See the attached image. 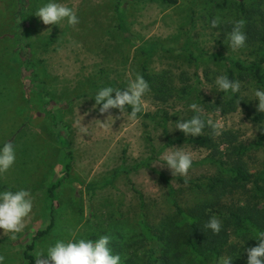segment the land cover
Returning <instances> with one entry per match:
<instances>
[{
  "label": "rangeland",
  "instance_id": "rangeland-1",
  "mask_svg": "<svg viewBox=\"0 0 264 264\" xmlns=\"http://www.w3.org/2000/svg\"><path fill=\"white\" fill-rule=\"evenodd\" d=\"M47 2L0 0V146L11 142L16 150L14 165L0 174V191L25 189L32 199L15 239L0 229V256L3 264H26L30 243L36 262L57 240L108 235L121 263L133 257L144 264L150 244L140 230L139 194L146 222L160 223L172 212L160 175L190 203V191L177 179L212 176L218 159L242 157L253 174L264 168V119L253 118L264 114L254 96L261 88L250 74L235 71L241 87L230 106V94L215 85L216 77L227 75L219 58L247 64L262 56L264 0H244L247 14L239 0H59L77 11L74 27L43 24L35 11ZM217 17L222 23L213 28ZM236 20L244 21L247 39L233 51L226 35ZM136 74L149 84L138 118L130 120L127 108L100 114L96 91L123 89ZM192 103L203 119L221 126L219 135L210 127L195 137L175 129L178 119L196 114ZM167 137L174 142L167 144ZM169 147L192 154L186 176L156 164ZM240 147L248 151L239 154ZM51 185L56 188L49 194ZM239 191L236 199L223 200L226 207L254 200L251 183ZM49 224V232L34 239ZM244 235L231 232L222 250L232 264H246V249L258 244L251 232ZM184 262L200 264L192 257Z\"/></svg>",
  "mask_w": 264,
  "mask_h": 264
},
{
  "label": "trees",
  "instance_id": "trees-1",
  "mask_svg": "<svg viewBox=\"0 0 264 264\" xmlns=\"http://www.w3.org/2000/svg\"><path fill=\"white\" fill-rule=\"evenodd\" d=\"M166 1L175 2L176 0ZM238 8L244 14L249 12L246 11L244 0H239ZM253 8L257 10L256 7L253 6ZM247 30L249 31L247 33L252 32L251 26ZM258 35L264 43V28ZM218 61L226 66L227 76L230 79L236 80L235 71L247 73L254 78L261 89H264V74L262 73L264 45L263 53L259 60L247 64L230 58H219ZM238 97V93L230 94L227 103L233 106ZM126 108L129 112L131 111L129 107ZM253 118L262 120L264 119V114H255ZM163 132L167 135L165 127ZM207 140L197 139L195 142L203 143ZM173 142L167 137V144H172ZM247 151V147H240L238 153L243 154ZM216 164L217 172L212 176L191 180L177 179L184 185L182 186L183 189L190 191V197H192L189 198L190 203L187 202L188 198L179 199L175 189L170 184L169 178L165 175H160L169 188L166 201L168 208L172 210L160 223H150L148 220L146 222L143 210L144 204L139 194L141 199L139 213L140 230L150 244L144 264H186L184 259L191 257L195 258L200 264H218L222 250L231 232L237 237L242 236L241 238H243L245 232H251L256 236L258 232L262 231L261 226L264 221V168L256 174L250 173L242 157H237L231 161L218 159ZM247 183L252 184V191L254 192L252 198L254 200H248V203L244 204L234 203L226 207L223 200L235 198V196L240 194V188ZM55 188L56 185H51L48 188L49 194H52ZM212 216H216L222 221V228L218 234H214L210 229L204 227ZM50 228L51 224L44 230L37 231L34 239L46 235ZM180 246L185 249L181 256H179L180 253L176 252ZM32 250L33 243H30L26 245L23 251L26 264H35L34 256L31 253ZM170 252H173L171 258L169 257ZM121 264L140 263L133 257H128Z\"/></svg>",
  "mask_w": 264,
  "mask_h": 264
},
{
  "label": "clouds",
  "instance_id": "clouds-1",
  "mask_svg": "<svg viewBox=\"0 0 264 264\" xmlns=\"http://www.w3.org/2000/svg\"><path fill=\"white\" fill-rule=\"evenodd\" d=\"M35 15L45 25H58L67 23L74 27L79 24L77 11L59 0H48L47 3L35 11ZM222 21L219 17L212 19L211 26L217 28ZM244 21L236 20L232 22V30L227 33L228 47L233 51L245 46L246 34L243 31ZM215 85L218 92L236 94L240 91L241 84L238 80H232L227 75L216 77ZM149 91V84L140 74L129 80L126 87L115 88L105 86L96 91L94 95L95 106L99 107V113H108L111 109H118L121 113L126 107L131 111L128 114L130 120H136L138 114L144 111L143 97ZM256 107L258 112H264V89L254 91ZM194 114L190 119H178L175 129L180 130L186 136H200L205 127L213 129L216 135L220 134V125L214 123L212 119L202 118V109L196 104L189 105ZM16 150L11 142H5L0 146V174L6 173L15 163ZM193 163L192 154L185 151L183 147H169L161 153L159 164L171 170L172 175L186 176ZM32 210V199L30 192L25 189L17 191H0V229L4 234H15L21 232L25 227V218ZM214 234H218L222 228V221L212 216L204 225ZM258 241L256 246L246 249V264H264V232H258L255 236ZM108 235H100L97 239H69L68 241L57 240L50 245L46 254H37L35 264H121V256L113 253ZM232 256H221L218 264H232ZM4 257L0 256V264H3Z\"/></svg>",
  "mask_w": 264,
  "mask_h": 264
}]
</instances>
